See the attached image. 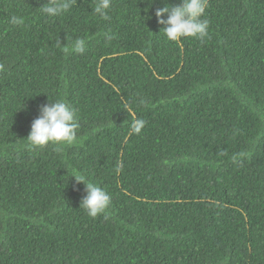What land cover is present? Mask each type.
Instances as JSON below:
<instances>
[{
	"label": "trees",
	"instance_id": "1",
	"mask_svg": "<svg viewBox=\"0 0 264 264\" xmlns=\"http://www.w3.org/2000/svg\"><path fill=\"white\" fill-rule=\"evenodd\" d=\"M46 3L0 0V264H264V0H208V36L179 43L160 0H110L107 19ZM57 99L77 141L29 145ZM74 175L105 213L80 208Z\"/></svg>",
	"mask_w": 264,
	"mask_h": 264
},
{
	"label": "clouds",
	"instance_id": "2",
	"mask_svg": "<svg viewBox=\"0 0 264 264\" xmlns=\"http://www.w3.org/2000/svg\"><path fill=\"white\" fill-rule=\"evenodd\" d=\"M149 4L147 11L151 10L157 0H146ZM162 7L155 9L157 23L162 26L161 32L164 33L170 42L179 43L185 38H195L203 41L209 32V21L206 18L208 0H181L177 5H172L168 0H160ZM70 0H47L40 9L50 17H55L70 9ZM110 8V0H98L94 11L107 19V12ZM146 11V12H147ZM12 23H22V19L12 17ZM160 32V33H161ZM85 41L77 39L74 42L75 52L83 53ZM137 114L134 119L133 127L139 132L145 122L139 120ZM79 123L77 110L66 100H50L49 103L41 106L39 116L32 124L26 141L33 147H43L49 144L55 146L72 145L77 141ZM59 151V147H57ZM77 183L85 186L86 195L82 198L80 208H83L90 217H97L107 211L111 204L110 194L87 180L83 175H74ZM3 254L0 253V257ZM47 264V263H45ZM53 264H75L70 258L64 255L63 260L53 262Z\"/></svg>",
	"mask_w": 264,
	"mask_h": 264
}]
</instances>
